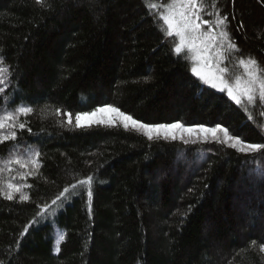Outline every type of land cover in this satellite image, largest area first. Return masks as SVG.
I'll return each instance as SVG.
<instances>
[{"label":"trees","instance_id":"obj_1","mask_svg":"<svg viewBox=\"0 0 264 264\" xmlns=\"http://www.w3.org/2000/svg\"><path fill=\"white\" fill-rule=\"evenodd\" d=\"M165 7L0 0V57L9 69L0 118L12 113L5 124L17 123L0 129L17 133L0 143V189L14 180L29 197L0 192V264H264V150L67 123V113L111 105L142 123H219L264 143V103L237 105L202 83L191 58L175 51L177 36L166 35ZM217 15L228 18L239 49L227 53L228 70L241 72L239 60L249 57L264 69V0H207L204 18ZM37 151L41 167L27 175L33 169L14 161L29 163ZM89 176L90 201L78 184ZM65 187L66 198L52 204Z\"/></svg>","mask_w":264,"mask_h":264},{"label":"snow or ice","instance_id":"obj_2","mask_svg":"<svg viewBox=\"0 0 264 264\" xmlns=\"http://www.w3.org/2000/svg\"><path fill=\"white\" fill-rule=\"evenodd\" d=\"M37 3H43V0H37ZM166 7L162 10L160 20L166 26V35L179 37V44L176 46L175 51L181 53L182 50L187 47L189 50L195 53V59L205 62L204 67H209L208 61L211 56L212 49H215V55L218 57L216 71L209 70L204 71V67H193L192 72L199 77V79L207 85H210L214 89H219L221 92L227 93V96L234 101L237 105H242V101L246 99L248 105H255L258 101L264 102V69L260 67L258 62L249 57L247 61L244 59L239 60L240 66L243 68L242 75L231 76L228 75L227 60L229 57L226 53L231 51H239L237 45L231 42L230 33L227 31V17H220L217 15L215 24L210 20L203 19L202 14L206 10L207 0H165ZM215 6V5H213ZM150 8H156V4H150ZM204 25H207V30L204 29ZM220 29L219 33L215 29ZM220 62H224V67H220ZM9 69L5 66V61L0 57V83L4 82V78L8 74ZM230 80H234V83H230ZM2 91V90H0ZM257 93L259 94L257 96ZM247 110V109H246ZM57 114L60 110L57 109ZM33 109L30 107H19L16 109V113L30 114ZM103 113H112L110 117H106ZM67 123H72V114L67 113ZM95 117V118H94ZM251 118V117H250ZM5 121H14L12 113H8L4 117L0 118V129L5 127L15 128L17 123L6 125ZM76 127L91 126L92 124H103L107 126H116V122L123 126L125 130H128L131 126L132 129L142 130V134L146 136L149 141L154 139L163 138L165 140H177L180 139L183 143L189 142L195 143L197 139H201L205 142L209 140V134L212 140L226 144L227 146L236 149L237 151L250 154L260 153L264 150V143H246L243 141L239 134L230 135L227 127H222L221 124H216L215 127H205L204 125L186 127L179 121L169 124H149L142 123L136 119H133L131 115H126L120 111L119 108L112 107L111 105L97 108L95 112H81L75 116ZM20 129L25 128L24 123H18ZM30 130V129H29ZM218 133H223V139H221ZM185 136L192 138L185 139ZM17 133L10 131L7 135H0V143L8 140H15ZM40 153L37 151L33 153V157L29 158V162L32 167V171L27 175L35 176L41 167L38 162ZM21 167H27L21 160L16 159L14 161ZM2 172V169H0ZM23 178V176L21 177ZM93 177L89 176L85 180L78 181V184L86 185L88 189L89 201L92 197V183ZM31 187V185H28ZM73 189L77 187L76 184L71 186ZM7 191L0 189V192L9 200L14 198V193L21 192V186L15 183H7ZM69 193V188L65 187L60 192L56 199L52 201V204H56L61 197H65V194ZM29 197L21 192L20 200L27 201ZM28 228L24 229L26 233ZM23 235V233H22ZM64 240V235L60 234L57 240V248L59 251V243ZM261 251H264V245L261 246Z\"/></svg>","mask_w":264,"mask_h":264},{"label":"rangeland","instance_id":"obj_3","mask_svg":"<svg viewBox=\"0 0 264 264\" xmlns=\"http://www.w3.org/2000/svg\"><path fill=\"white\" fill-rule=\"evenodd\" d=\"M202 16H203V14H202ZM203 19H205L204 16H203ZM212 23L215 24L214 22H212ZM203 27H204L205 30H207V28H208L207 25H204ZM215 31H216L217 34H218L219 31H220V29L217 28V29H215ZM174 36H175V34H174ZM177 38H178V40H179V37H177ZM182 51L185 52V53L191 58V60H192V62H193V67H204L205 62L202 61V60H197V59H195V53H194V52H192L191 50H189L187 47H185ZM215 52H216V50H215V49H212L211 56L209 57V61H208L209 67H204V71H205V72H208L209 70H211V71H213V72L216 71L218 57H216ZM226 55H227V53H226ZM227 63H228V60H227L226 64H227ZM219 66H220V67H224V62H220ZM227 69H228V66H227ZM242 74H243V68H241V72H240V71H239V72H234V71L230 72V71H229V73H228V75H231V76L242 75ZM196 77H197V76H196ZM198 78H199V77H198ZM201 82H202V81H201ZM229 82H230V83H234V80H230ZM202 83H203V82H202ZM206 85H207V84H206ZM208 86H210V85H208ZM210 87H211V86H210ZM215 90L221 92L219 89H215ZM222 93H225V94L227 95L226 91H225V92H222ZM258 95H259V94L257 93V96H258ZM258 102H259V101H258ZM242 103H247L246 99H244V100L242 101ZM260 103H264V102H260ZM105 107H106V106H105ZM112 107H113V106H112ZM102 108H103V107H102ZM92 112H95V111H92ZM99 115H104V116H106V117H110V116H112L113 114H112V113L97 114V116H99ZM126 115H127V114H126ZM94 118H95V117H94ZM133 119H134V118H133ZM72 120H74V122L76 123L75 118H72ZM117 124L121 125V124L119 123V121L116 122V125H117ZM92 125H99V124H92ZM92 125H91V126H92ZM101 125H103V124H101ZM184 125H185V124H184ZM121 126H122V125H121ZM185 126H186V127H192V126H188V125H185ZM196 126H199V125H196ZM209 128H211V127H209ZM129 129H132L131 126H130ZM133 130H135V129H133ZM136 131L142 133V130H136ZM218 135H219V137H220L221 139H223V133H218ZM230 135H231V134H230ZM162 139H163V138H162ZM185 139H189V140L191 141L192 138H189L188 136H185ZM167 140H170V139H167ZM170 141H173V140H170ZM177 141H182V140L177 139ZM198 142H205V141H203V140H201V139H197V142H196V143H198ZM207 142H217V141L212 140V139H211V136H210V134H209V140H208ZM219 143H220V142H219ZM222 144H223V143H222ZM224 145H226V144H224ZM24 164L27 165V167H26V171H30V170H32V167H31L30 162H29V163H28V162H25ZM22 168H23V167H22ZM21 170H22V169H21ZM10 183H15V184H17L14 180H12ZM17 185H18V184H17ZM5 191H7V189H6ZM17 193H18V192L14 193V196H15Z\"/></svg>","mask_w":264,"mask_h":264}]
</instances>
